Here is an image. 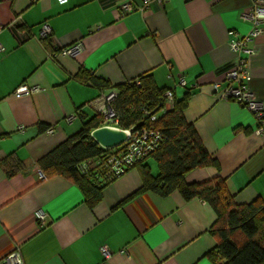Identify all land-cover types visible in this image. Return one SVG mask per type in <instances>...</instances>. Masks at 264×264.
<instances>
[{"label": "crops", "instance_id": "1", "mask_svg": "<svg viewBox=\"0 0 264 264\" xmlns=\"http://www.w3.org/2000/svg\"><path fill=\"white\" fill-rule=\"evenodd\" d=\"M115 1L0 0V264L15 250L22 264H212L216 214L206 202L178 192L126 201L142 185L135 167L106 183L90 209L73 183L41 173L38 161L96 115L91 101L101 91L92 75L111 87L148 76L158 90L182 77L175 99L188 96L184 118L218 164L185 181L220 177L235 204L264 203V134L254 133L245 108L218 96L235 56L228 33H250L244 15L253 0H169L142 10V0H131L137 9L123 17ZM43 24L54 45L40 39ZM77 43L81 52L59 55ZM248 47V87L264 106V31ZM21 85L39 91L17 98ZM143 164L157 175L152 158Z\"/></svg>", "mask_w": 264, "mask_h": 264}, {"label": "trees", "instance_id": "2", "mask_svg": "<svg viewBox=\"0 0 264 264\" xmlns=\"http://www.w3.org/2000/svg\"><path fill=\"white\" fill-rule=\"evenodd\" d=\"M88 79L100 91L111 87L96 80L94 75ZM138 79L141 82L140 88L131 86L128 82L114 87L119 91L117 107L124 114L123 128L133 124L135 127L140 126L136 122L137 112L132 111L138 103L149 101L155 108L162 103L165 90H158L151 77L142 76ZM187 98L185 95L181 100L175 99L172 108L166 109L153 124L155 130L161 134L162 142L154 153L133 167L139 169L142 185L126 201L143 192H152L162 198L178 192L186 201L200 199L216 214L211 230L216 245L207 255L212 264H264V203L235 204L220 177L202 183L185 181L186 175L194 170L218 168L217 162L202 146L193 126L184 118ZM98 127L100 121L95 115L82 125L75 136L38 161L44 177H62L77 186L84 197L85 205L90 209L101 200L103 186L108 182L100 177L90 178L83 175L77 166L102 152V148L90 138V132ZM148 158H152L158 167L156 176H152L149 167L143 164Z\"/></svg>", "mask_w": 264, "mask_h": 264}, {"label": "built area", "instance_id": "3", "mask_svg": "<svg viewBox=\"0 0 264 264\" xmlns=\"http://www.w3.org/2000/svg\"><path fill=\"white\" fill-rule=\"evenodd\" d=\"M60 5H64L67 0H57ZM169 0H142L139 10L148 9L154 3H162ZM31 3L36 0H30ZM113 8L120 14L126 16L134 12L137 8L131 0H116ZM244 19L249 21L252 28L248 35L238 37L233 31H229V36L233 39L229 42V47L235 55L232 64L224 70L225 85L219 91V98L224 101H234L245 108L253 117L255 122L254 133L257 135L264 134V106L255 98L248 87L250 75L248 72L247 58L254 53V49L248 47V43L256 36L264 31V0H253L252 6ZM19 21V20H17ZM40 39L50 41L54 45L53 34L50 27L43 24L40 29ZM82 45L77 43L59 50V55L72 57L81 52ZM4 48L0 44V52ZM129 85L140 88V80L134 79L128 82ZM186 81L178 78V82L174 88L166 89L162 95V103L160 107L155 108L152 103H138L132 108L133 112H137L139 127L131 125L123 128L124 114L117 107L119 91L114 87L102 90L99 95L91 101L95 114L100 121V127H109L111 129L122 130L126 135V140L121 145L112 149H102L99 156L82 162L77 166L80 173L90 178L100 177V179L111 182L123 176L128 170L135 165L143 162L148 156L154 153L162 142L161 134L155 130L153 124L159 118V110L170 109L175 101L174 90L176 87H185ZM218 86L215 85V88ZM36 91L38 87H28L21 85L14 91L15 97L28 96ZM71 118L66 119L69 122ZM46 133H51V129H47ZM37 221L40 225H44L47 215L44 211L36 213ZM101 252L106 257L108 250L106 247L101 248ZM2 264H22L17 250L9 253L2 261Z\"/></svg>", "mask_w": 264, "mask_h": 264}, {"label": "water", "instance_id": "4", "mask_svg": "<svg viewBox=\"0 0 264 264\" xmlns=\"http://www.w3.org/2000/svg\"><path fill=\"white\" fill-rule=\"evenodd\" d=\"M161 104L159 105V107ZM90 138L94 140L102 149H112L121 145L126 140V135L122 130L111 129L109 127H98L90 132Z\"/></svg>", "mask_w": 264, "mask_h": 264}, {"label": "rangeland", "instance_id": "5", "mask_svg": "<svg viewBox=\"0 0 264 264\" xmlns=\"http://www.w3.org/2000/svg\"><path fill=\"white\" fill-rule=\"evenodd\" d=\"M164 112H165V109L161 108V109L159 110V113H158V114H159V116H160V115H163V114H164Z\"/></svg>", "mask_w": 264, "mask_h": 264}]
</instances>
